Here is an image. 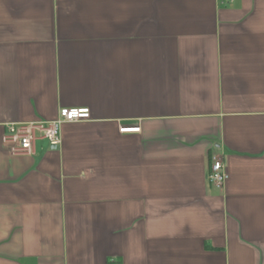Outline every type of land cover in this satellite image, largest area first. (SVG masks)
<instances>
[{
	"label": "crops",
	"instance_id": "obj_1",
	"mask_svg": "<svg viewBox=\"0 0 264 264\" xmlns=\"http://www.w3.org/2000/svg\"><path fill=\"white\" fill-rule=\"evenodd\" d=\"M62 108L0 138V264H264V0H0V137Z\"/></svg>",
	"mask_w": 264,
	"mask_h": 264
},
{
	"label": "built area",
	"instance_id": "obj_2",
	"mask_svg": "<svg viewBox=\"0 0 264 264\" xmlns=\"http://www.w3.org/2000/svg\"><path fill=\"white\" fill-rule=\"evenodd\" d=\"M90 119L87 109L62 108L54 121H39L33 123L9 124L1 138L2 145L12 156H30L34 153L38 141H47L51 147L60 145V129L63 124L82 122ZM138 128L121 129L120 132H138ZM228 176L223 162L214 159L209 172L208 182L217 188L223 187Z\"/></svg>",
	"mask_w": 264,
	"mask_h": 264
}]
</instances>
